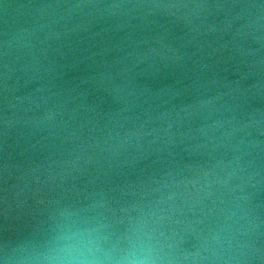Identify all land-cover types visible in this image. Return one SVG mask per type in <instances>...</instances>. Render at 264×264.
<instances>
[{"label": "water", "instance_id": "1", "mask_svg": "<svg viewBox=\"0 0 264 264\" xmlns=\"http://www.w3.org/2000/svg\"><path fill=\"white\" fill-rule=\"evenodd\" d=\"M0 264H264V0H0Z\"/></svg>", "mask_w": 264, "mask_h": 264}]
</instances>
